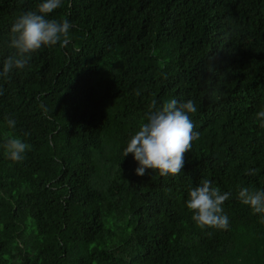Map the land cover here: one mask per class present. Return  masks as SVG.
Listing matches in <instances>:
<instances>
[{
    "label": "trees",
    "instance_id": "trees-1",
    "mask_svg": "<svg viewBox=\"0 0 264 264\" xmlns=\"http://www.w3.org/2000/svg\"><path fill=\"white\" fill-rule=\"evenodd\" d=\"M40 2L0 0V70ZM47 18L70 22L67 48L0 77V264H264V214L237 198L264 190V0H62ZM172 98L194 102L199 139L179 175L139 176L123 149ZM204 179L230 194L226 230L191 218Z\"/></svg>",
    "mask_w": 264,
    "mask_h": 264
},
{
    "label": "clouds",
    "instance_id": "clouds-1",
    "mask_svg": "<svg viewBox=\"0 0 264 264\" xmlns=\"http://www.w3.org/2000/svg\"><path fill=\"white\" fill-rule=\"evenodd\" d=\"M62 0H42L35 10L20 15L12 24L7 47L10 54L3 61L0 77L7 78L13 70H23L33 53L41 47L59 44L67 48L70 41L69 30L72 27L67 19L57 21L47 16L61 6ZM78 51V49H77ZM2 94V91H0ZM197 111L192 100L178 102L172 98L161 105L152 100L146 113V122L142 123L123 149L122 156L133 154L138 162L135 173L143 176L146 170H155L159 176H177L184 167V155L191 151L192 142L199 139L194 132L190 114ZM256 119L264 128V109L258 111ZM16 121L8 118L7 125L14 128ZM6 155L14 162H22L30 145L18 137H10L3 145ZM255 175L256 170H249ZM229 193H221L211 180L204 179L189 189L187 208L192 212V220L200 229L216 228L226 230L229 218L223 211V204ZM239 201L250 206L254 213L264 214V190H250L247 187L238 192Z\"/></svg>",
    "mask_w": 264,
    "mask_h": 264
}]
</instances>
